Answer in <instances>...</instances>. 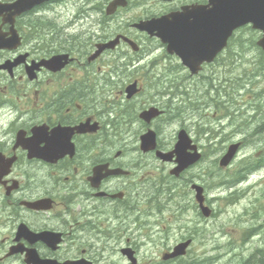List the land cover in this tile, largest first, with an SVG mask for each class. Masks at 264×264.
Segmentation results:
<instances>
[{"label": "rangeland", "instance_id": "rangeland-1", "mask_svg": "<svg viewBox=\"0 0 264 264\" xmlns=\"http://www.w3.org/2000/svg\"><path fill=\"white\" fill-rule=\"evenodd\" d=\"M76 1L74 7L70 6L71 3H61L47 9L44 16L45 21H43L46 25H53L57 31L62 33L63 37H65V30H68L70 33L68 39L78 42L79 45L86 44L89 29L90 34L97 33L95 36V43H97V37L110 39L116 33L126 32L130 28L133 18L145 14L141 5L138 4L144 2L142 0L132 2L127 8L121 9L116 16L108 19H105L104 12L106 3L100 0ZM88 12H91L90 16H88ZM102 23H105L104 26ZM101 26L102 29H100ZM131 34L142 40V50L139 54L142 60L136 65L132 64L125 73H122L121 63H124V60H116V64L115 58L111 59L108 55L103 57L102 60H106L111 66L114 78L113 88H109L110 95L107 98L103 95L102 81L95 80V64L88 67L90 74L86 75L90 77V85L93 89L100 88L95 93L93 90L91 103L103 122L107 119V129H104V133L107 130L110 131L109 137L111 138H108V142L114 141L113 147L115 146L110 150L113 153L118 150L125 152V163L141 159L140 152H137V145L139 135L145 128L139 121L137 112L128 116L131 121L126 124L122 118L111 120V117L116 114L120 115L115 109L127 101L123 94L119 93L132 82V79L140 78L144 81L142 94L138 99L129 102L137 110L140 109V105L150 104L155 94L149 85L150 78L144 75L143 70L149 69L148 67L156 58L157 53L164 57L163 49L157 40L145 38L135 32H131ZM258 38L259 34L254 31L244 29L238 32L232 43L233 45L235 43L236 47L232 46L223 56L224 62L218 81L219 87H222L219 90V101L222 104L220 106L218 102L211 101L212 93L205 89V85L203 88H197V92H193L195 86H186L187 83L183 78L187 72L179 68L173 58L161 59L162 62L153 69L154 73L170 71V78L174 76L178 78L174 83L173 90L178 89L179 86L182 91L186 89L183 95L179 94L181 91H176L174 99L176 102L184 96L190 97V102L183 104L179 116L173 117L172 112L168 109L169 113L164 118L154 122L153 127L155 128V125L158 124L161 129L160 137L163 143L171 145L175 141L177 129L181 126L179 123H183L179 121L182 119L186 121V124L192 123V121L196 124L197 119L203 120L204 127L208 128L206 134L201 136L196 132H200L203 128L198 124L191 125L194 130L189 132L201 145L205 159L185 175L187 178L181 182V185L184 186L186 183V187L177 189L179 193L174 192L170 198L165 193L157 195L161 202L159 206L161 211L159 208H154L156 201L153 199L152 193L154 194L157 190L155 187L156 177L159 176L158 182L162 184L168 181L170 166L158 164L150 156L143 157L142 160L149 163L150 166L146 169L149 172L148 182L146 181L143 185V190H150L151 197H144L140 190L137 191L138 194L134 193L140 204L135 208L136 211H132L127 216V233L124 237V239L128 237L137 243L140 264H159L162 251L173 246L183 234L190 230L197 236L189 254L181 260L169 264H227L228 260L222 263L218 262L221 257H225L220 253L232 254L233 252L236 253L229 264H242L244 258L249 256L259 246L258 244L264 245V211H258L259 218L254 217L257 215V209L254 207L264 206V198L260 200L258 194L259 188L264 189V168L257 171L255 175H250L251 178L246 182L233 185L238 177L237 174H234L235 169L242 161L245 167H249L257 157L256 152L259 149L260 152H264V131L258 132L259 129H256L260 128L264 121V67L260 62V59H264V53H260V49L256 45ZM126 50L127 48L122 45L117 49V52L121 53ZM81 60L85 61L83 57ZM232 61H236L234 66H232ZM118 66H120V70ZM133 71L134 73H132ZM97 76H103V74L100 73ZM192 84L197 85L195 81ZM198 85L203 84L200 82ZM198 105H200L199 108L202 107L205 110L204 115L196 110ZM113 106L114 109L110 113ZM115 134L116 136H113ZM239 140L243 141V147L235 162L228 168H220L218 159L223 151L229 144ZM41 175L45 177L42 173ZM189 179L196 180L206 187L209 204L215 211L211 217L204 219L199 213L194 193L189 189ZM254 179L257 182L252 183ZM148 183L150 188L147 186ZM249 184L250 186H248ZM247 187L248 189L244 193L235 191V189H246ZM238 193L241 195L237 196ZM67 214L69 215V213ZM136 217H138L139 223L134 222ZM45 221L55 227H63L68 222L64 214L61 221H55V217L53 216L52 219L50 215L45 216ZM74 246V243L65 240L58 254L63 257L74 256V253H71ZM120 246L119 243L109 242L108 249L105 250L107 257L101 260V264L107 260L111 264H128V260L119 253ZM41 249L47 252L45 247H41ZM14 262V264H20L19 261Z\"/></svg>", "mask_w": 264, "mask_h": 264}, {"label": "flooded vegetation", "instance_id": "flooded-vegetation-1", "mask_svg": "<svg viewBox=\"0 0 264 264\" xmlns=\"http://www.w3.org/2000/svg\"><path fill=\"white\" fill-rule=\"evenodd\" d=\"M16 1L0 0V38L10 45L0 49V156L2 162L7 163L0 166V264H13L16 259L23 262L21 254H9L10 248L16 243L19 224L25 223L35 231L43 230L49 225L45 221L39 226L36 221V217H43L48 212L31 209L22 204L24 200L52 198L56 215L58 209L66 203V199L62 198L63 194L66 197L70 195L69 199L73 201L76 196L77 202L70 232L71 241L75 244L72 252L78 250L79 246L82 247L73 258L85 257L94 264H101V260L107 257L105 250L111 241L121 246L125 242L124 247H131L137 254L134 241L128 237L124 239L127 233L126 204L130 201L128 192L141 188L136 176L143 177L150 167L149 163L142 160L143 157L126 165L121 160L122 155H117V152L111 156L109 148L97 153L96 134L92 132L75 133L72 138L75 155L63 156L56 163L31 158L28 150L16 147L20 131L28 140L34 135L33 129L39 126L44 130L45 137L57 128H73L88 122L92 126L96 120L101 129L104 128L102 119L97 118L95 111L86 105L92 97L90 77L79 75L80 58L88 53L81 54L78 51V42L68 39V30H65V37L57 29H54L55 34L46 32L45 9L71 0H52L20 15L13 10ZM146 1L151 4L146 17L179 11L184 6H202L207 12L213 4V0ZM242 29H252V25H245ZM14 35L20 40L18 44L17 39L9 41ZM61 53H68L71 59L62 70L55 72L40 67L34 78L30 76L28 69L31 66ZM221 63L222 60L217 65ZM8 65H13V74L5 68ZM43 144L45 142L42 146ZM149 155L159 164L155 152H150ZM11 158L14 159L13 164L9 163ZM101 164H108L110 169L121 168L128 173L103 178L99 186L94 187L89 178ZM133 171H137L136 174ZM58 172L64 174L67 184H62L55 176ZM1 174H4L2 178ZM129 177H135V180L130 182ZM91 196L101 200V203L92 201ZM134 222L138 223V219ZM60 230L57 227L53 231L65 233ZM25 243L30 246L27 241ZM36 247L43 256L63 260V256L58 254L61 248L45 254L41 249L42 242H37ZM108 254L110 256L109 252ZM227 260L226 257L222 258L219 263ZM103 264L111 262L107 260ZM242 264H264V251L255 248Z\"/></svg>", "mask_w": 264, "mask_h": 264}, {"label": "water", "instance_id": "water-1", "mask_svg": "<svg viewBox=\"0 0 264 264\" xmlns=\"http://www.w3.org/2000/svg\"><path fill=\"white\" fill-rule=\"evenodd\" d=\"M45 0H19V2L14 6L15 7V11L16 13H19L21 11H24L26 9L31 8L33 5L41 3ZM183 20L178 18L175 19L174 22H170V20H156L152 26L156 27L158 26L160 28L159 30V34L163 37V40L165 41H169L170 42V38L173 37L175 38V43L177 45V47H175L177 49V51L182 52V49L185 48L186 42L184 40L181 39V37L185 36V30H184V26L182 25ZM216 37V36H214ZM227 35H224V39H226ZM260 44L264 46V38L260 41ZM109 44L105 45L108 46ZM171 48V43L170 46ZM220 48H218L219 50ZM214 55V52H213ZM203 60H207L210 61L211 59H201L200 61H198L196 63V65H191V69L193 72H197L199 69V65ZM188 64H191L188 61H185ZM153 115L154 111L151 112H145L144 114H142V116L144 117V115ZM156 146V135L155 132L150 131L147 134L142 136V148L145 151H148L152 148H155ZM192 148L195 150V152H190L189 149ZM238 148V144H234L230 147L228 153L223 157L221 163L226 165L228 164L231 159L233 158L236 150ZM176 154L177 155V161L179 162V166L177 168H175V170H173L172 172H175L176 174H178L181 170H183L184 168L188 167L189 165L193 164L194 162H196L200 155L199 153L196 151V146L195 145H191V139L189 138V136L187 135V133L185 131H181L179 134V141L176 144V147L174 149V151L172 152H161L158 151V155L163 159V160H171L173 158V155ZM193 188L196 189L197 194L196 197L200 203V207L202 208V211L205 215H209L210 214V209L209 207L204 205V195H203V188L199 185L194 184ZM51 236V235H50ZM57 241V240H56ZM185 247H186V243L185 244H181L176 248V252L174 253V255L177 254H181L185 252ZM31 256L29 257L28 255V263H32V264H57L55 262V260H51V259H42L38 256V254L36 253L35 250H32L30 252ZM59 264V263H58ZM62 264H74V262L71 261H66L65 263Z\"/></svg>", "mask_w": 264, "mask_h": 264}]
</instances>
